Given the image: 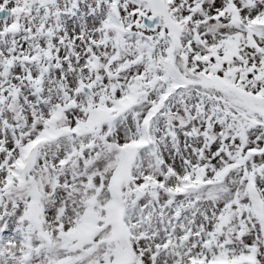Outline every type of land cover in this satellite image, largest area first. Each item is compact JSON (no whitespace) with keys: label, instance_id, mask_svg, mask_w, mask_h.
Returning <instances> with one entry per match:
<instances>
[{"label":"snow or ice","instance_id":"obj_1","mask_svg":"<svg viewBox=\"0 0 264 264\" xmlns=\"http://www.w3.org/2000/svg\"><path fill=\"white\" fill-rule=\"evenodd\" d=\"M0 264H264V0H0Z\"/></svg>","mask_w":264,"mask_h":264}]
</instances>
